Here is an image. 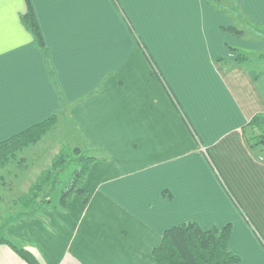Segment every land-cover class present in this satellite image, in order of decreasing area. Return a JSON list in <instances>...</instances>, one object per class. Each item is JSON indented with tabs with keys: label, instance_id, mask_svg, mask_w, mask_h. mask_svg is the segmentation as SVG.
I'll return each instance as SVG.
<instances>
[{
	"label": "crops",
	"instance_id": "crops-1",
	"mask_svg": "<svg viewBox=\"0 0 264 264\" xmlns=\"http://www.w3.org/2000/svg\"><path fill=\"white\" fill-rule=\"evenodd\" d=\"M117 1L179 107L114 0H29L49 63L22 25L27 1L0 0V143L66 107L82 144L109 156L86 204L19 213L0 236L38 264H153L164 233L195 221L231 225L237 264H264V162L244 139L264 119L263 42L223 31L232 20L207 0ZM241 4L263 28L264 0ZM0 264L28 263L0 243Z\"/></svg>",
	"mask_w": 264,
	"mask_h": 264
},
{
	"label": "trees",
	"instance_id": "trees-1",
	"mask_svg": "<svg viewBox=\"0 0 264 264\" xmlns=\"http://www.w3.org/2000/svg\"><path fill=\"white\" fill-rule=\"evenodd\" d=\"M26 1L28 11L21 17L22 25L32 35L36 45L44 53L46 62L49 63V51L45 47L35 13L29 0ZM114 2L119 7L124 20L132 31L138 44L144 51L154 70V74L164 84V87L166 88L174 105L179 107L174 95L167 86L164 77L158 71L155 61L145 48L144 43L136 32L132 22L122 10L118 1L114 0ZM207 2L218 12L224 13L230 17L229 11L224 8L226 5L223 4V0H207ZM229 7L231 8V12L242 21L245 27L252 28L253 31L262 38L256 37L255 39L254 37L252 38L247 36L245 30L238 25L222 28L223 31L239 39L264 40V30L261 31L251 24V21L246 17L242 9L241 0H235L234 5H230ZM232 50L238 53V58L236 60L237 64L246 65V63L251 61V57L243 51L239 49ZM257 58L259 59V62H264V54H259ZM183 117L186 120L184 115ZM57 118V115H55L44 123L35 125L23 133L0 143V155L3 154L2 157H5V162H9L7 158L24 149L25 146L29 147L32 144H36L41 136L45 134V128H51L56 123ZM251 125H256V129L263 132L262 136H264V119L262 117H255L244 130L246 131V129ZM258 136L259 135L255 137V140ZM260 137L261 135L259 138ZM244 139L248 149L252 152L254 148H252V145L249 144L245 134ZM83 145L85 146V150L83 151L79 148H71L70 145H64L60 152L52 160L51 165L40 174L30 191L19 198V205L26 209V211L31 210V208L38 203L42 205L41 209L48 207L52 203V196L57 190L58 183L60 182V176L67 172L70 167H73L74 170L72 171L71 177L69 178L65 188L60 193L59 208L55 209L61 211L67 210L68 205L75 197L80 198L81 201L86 204L88 202V194L84 190V185L92 170V166L99 161H107L109 156L104 155L99 150L91 149L84 142ZM259 145L260 143L258 146ZM258 159L260 160L261 158L259 157ZM41 195L44 198L43 201H39ZM31 215L34 214H28L25 216L29 217ZM230 235L231 225H227L223 229L212 228L210 230L203 231L195 221L182 223L164 233L161 244L153 251V264H237L240 261V258L229 249L228 244ZM0 243L9 244L28 264H38L35 257L32 256L26 248H24V246L7 239H0Z\"/></svg>",
	"mask_w": 264,
	"mask_h": 264
},
{
	"label": "rangeland",
	"instance_id": "rangeland-1",
	"mask_svg": "<svg viewBox=\"0 0 264 264\" xmlns=\"http://www.w3.org/2000/svg\"><path fill=\"white\" fill-rule=\"evenodd\" d=\"M234 3L235 0H223V4L226 5L224 8L229 11L233 22L231 25H238L245 30L247 36L249 37H254L255 39L256 37L262 38L261 36L259 37L252 28L245 27L242 21L231 12V8L229 6L234 5ZM259 30L263 31L264 27ZM256 41L263 42L264 44V40ZM263 44L262 47L264 48ZM234 52L237 53L236 51ZM243 52L247 55L249 54L247 51ZM259 54H264V50L262 52L253 51V53H251L253 56H258ZM61 113L62 114L58 113L57 121L51 128H45V134L41 136L36 144H32L29 147L25 146L24 149L16 152L11 157L9 156L7 158L9 162H5V157H2L3 154L0 155V223L4 222L6 218L14 219L18 217L19 213L25 216L28 214H39L44 209L55 210V208H59L60 193L65 188L69 178L71 177V173L74 170L73 167L68 168L67 172L60 176V182L58 183L57 190L52 196V203L48 207L41 209L42 205L38 203L31 208V210L26 211V209L19 205L18 200L30 191L40 174L51 165L52 160L60 152L64 145H70L71 148H79L82 151L85 150V146L82 144L81 140H79L76 128L69 118V111L66 107L62 109ZM244 134L248 139L249 144L252 145L251 147L254 148L252 152L257 158L260 157V160L263 162V132L258 131L256 129V125H251L246 129V131L244 130ZM257 135H261V137L259 138L258 136L255 140ZM259 143L260 145L258 146ZM43 200L44 198L41 195L39 201ZM0 239L6 238H2L0 236Z\"/></svg>",
	"mask_w": 264,
	"mask_h": 264
},
{
	"label": "snow or ice",
	"instance_id": "snow-or-ice-1",
	"mask_svg": "<svg viewBox=\"0 0 264 264\" xmlns=\"http://www.w3.org/2000/svg\"><path fill=\"white\" fill-rule=\"evenodd\" d=\"M261 242L264 243V240H262Z\"/></svg>",
	"mask_w": 264,
	"mask_h": 264
}]
</instances>
